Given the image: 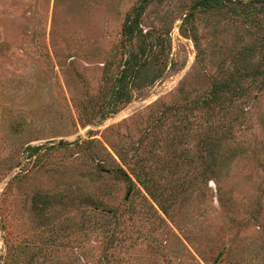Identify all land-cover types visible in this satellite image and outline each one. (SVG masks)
Wrapping results in <instances>:
<instances>
[{"label": "rangeland", "instance_id": "374dc122", "mask_svg": "<svg viewBox=\"0 0 264 264\" xmlns=\"http://www.w3.org/2000/svg\"><path fill=\"white\" fill-rule=\"evenodd\" d=\"M205 1L0 0V264H264V0Z\"/></svg>", "mask_w": 264, "mask_h": 264}, {"label": "trees", "instance_id": "16d2710c", "mask_svg": "<svg viewBox=\"0 0 264 264\" xmlns=\"http://www.w3.org/2000/svg\"><path fill=\"white\" fill-rule=\"evenodd\" d=\"M150 0H143V2H142V5L137 9V13H136V15H135V17L134 18H132V17H129L128 19H127V21H126V23H125V26H124V33H125V35L127 36V37H130L131 35H133V33H134V25L135 24H138V20H139V16H140V14L142 13V11H143V7H144V4H146L147 2H149ZM223 0H209V1H205L204 3H203V5L204 6H210L211 4H218V3H221ZM132 58L129 60V61H134L135 63H136V58H138V53H135V55L134 56H131ZM131 67V70H133L134 71V68H135V66L134 65H131L130 66ZM252 73H250V74H252V75H254V76H256V77H258V75L260 74V67H256V69L254 70V71H251ZM147 78H149V80H153V79H151L150 78V75L148 74V75H146V79ZM145 79V80H146ZM233 81L234 82H238L236 79H233ZM264 83V82H263ZM226 84L224 85H219L217 88L219 89V90H223L224 89V87L226 88ZM218 90H216V92H217ZM223 92V91H222ZM116 93V95H118V97H119V95H120V93H122V91H116L115 92ZM221 98L218 96V95H215V97L213 98V101H218V100H220ZM121 170H123V169H121ZM124 175L127 177L128 175H127V173H124Z\"/></svg>", "mask_w": 264, "mask_h": 264}]
</instances>
